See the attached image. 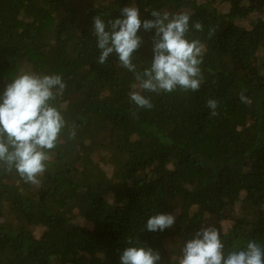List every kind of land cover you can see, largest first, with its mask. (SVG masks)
I'll list each match as a JSON object with an SVG mask.
<instances>
[{"label": "trees", "instance_id": "1", "mask_svg": "<svg viewBox=\"0 0 264 264\" xmlns=\"http://www.w3.org/2000/svg\"><path fill=\"white\" fill-rule=\"evenodd\" d=\"M133 4L141 21L153 10L188 13L187 39L205 46L200 90L143 92L154 107L138 118L134 73L116 55L98 64L93 35L97 15L121 18ZM138 35L133 63L143 72L155 29ZM22 72L63 77L53 103L68 127L39 185L0 167V264H120L132 246L178 264L183 245L210 226L225 254L249 240L264 247V0H0V94ZM161 213L175 224L147 231Z\"/></svg>", "mask_w": 264, "mask_h": 264}, {"label": "clouds", "instance_id": "2", "mask_svg": "<svg viewBox=\"0 0 264 264\" xmlns=\"http://www.w3.org/2000/svg\"><path fill=\"white\" fill-rule=\"evenodd\" d=\"M121 18L108 19L97 15L93 20V35L100 49L97 63L104 65L111 55H116L119 65L134 73L137 83L132 85L129 99L135 105L131 116L138 118L140 109L151 110L154 105L149 93L198 92L203 82L201 65L205 46L201 41L187 39L190 15L186 12L170 14L153 10L154 19L141 21L140 11L133 4L121 10ZM192 27L203 31L196 21ZM143 28L153 37V59L143 72L137 71L133 54L143 40L138 32ZM66 89L59 74L22 72L7 84L0 94V167L13 170L25 183L39 185L50 161V150L56 148L62 132L68 127L65 117L54 101ZM242 102H250L241 92ZM206 107L211 116L218 115V101L209 99ZM70 138L76 135L75 126L69 129ZM172 214H155L148 218L149 232H163L175 224ZM128 243L133 244L128 238ZM161 255L152 248L132 246L120 256V264H159ZM178 264H264V247L249 240L246 247L225 254L221 232L214 226L197 231L181 249Z\"/></svg>", "mask_w": 264, "mask_h": 264}, {"label": "rangeland", "instance_id": "3", "mask_svg": "<svg viewBox=\"0 0 264 264\" xmlns=\"http://www.w3.org/2000/svg\"><path fill=\"white\" fill-rule=\"evenodd\" d=\"M200 2H203L204 0H199ZM216 6L218 7V6H220L219 4H216ZM222 7V6H221ZM105 167H108V169L109 170H111L110 168H109V166H105ZM238 208V207H237ZM229 225H231L229 222L227 223V222H223V226H224V228L225 229H227L228 227H229Z\"/></svg>", "mask_w": 264, "mask_h": 264}]
</instances>
